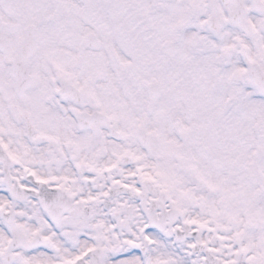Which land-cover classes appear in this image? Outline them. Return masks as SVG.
Wrapping results in <instances>:
<instances>
[{
	"label": "snow or ice",
	"instance_id": "6c2138e0",
	"mask_svg": "<svg viewBox=\"0 0 264 264\" xmlns=\"http://www.w3.org/2000/svg\"><path fill=\"white\" fill-rule=\"evenodd\" d=\"M0 264H264V0H0Z\"/></svg>",
	"mask_w": 264,
	"mask_h": 264
}]
</instances>
